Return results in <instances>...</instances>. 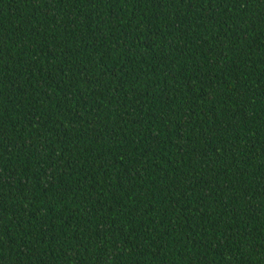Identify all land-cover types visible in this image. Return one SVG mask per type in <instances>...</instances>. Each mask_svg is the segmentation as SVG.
Listing matches in <instances>:
<instances>
[{"label": "trees", "instance_id": "1", "mask_svg": "<svg viewBox=\"0 0 264 264\" xmlns=\"http://www.w3.org/2000/svg\"><path fill=\"white\" fill-rule=\"evenodd\" d=\"M0 264H264V0H0Z\"/></svg>", "mask_w": 264, "mask_h": 264}]
</instances>
